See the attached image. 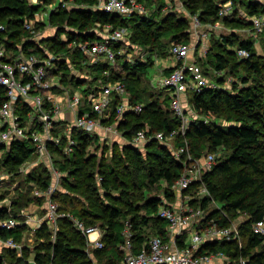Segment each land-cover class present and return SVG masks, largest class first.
Instances as JSON below:
<instances>
[{
  "label": "clouds",
  "instance_id": "clouds-1",
  "mask_svg": "<svg viewBox=\"0 0 264 264\" xmlns=\"http://www.w3.org/2000/svg\"><path fill=\"white\" fill-rule=\"evenodd\" d=\"M29 2H37L41 5L42 9L52 8L54 4L45 5V0H29ZM161 3V0H142L138 3L137 0H62L61 6L56 9L60 16L57 17L55 23H47L46 27L42 31H32L31 34L39 40L41 35L52 34L56 31V28L63 24L64 31L59 38L61 40H68L70 28H75L74 25L69 24L67 19H62V16H73L72 8H86L91 9L90 13L85 16L90 17L92 23L87 27L94 29L100 33L101 36L105 37L103 40H97L94 48H90L87 45L91 41H83L79 38L75 39L71 44L68 45L65 56L70 62L67 65V71L70 74L76 76L85 75L87 77L86 90L76 85L75 81L69 80L65 84H60L56 91L40 92L35 97L28 94V88L31 85L21 87L17 80L9 75V80L12 81V91L10 93L11 99L0 108V114H3V118L0 119V123L4 120L8 121V129L3 133H0V139L11 140L13 133L15 136H24L26 133L24 129L18 128L13 120L15 119L13 101L16 98L17 93L23 95L25 100H28L32 104V110L27 117L25 128L34 127L35 123L33 117H36V121H42V130L34 131L32 133L35 136V148L36 152L30 158L32 163L22 165L23 171H28L33 163H41L42 166L46 165L49 173L52 175L53 184L47 189L41 190L37 186L33 190L34 195L42 196L43 202L40 204L32 203L27 208H22V211H36L37 208H48L49 213L51 212L50 202L48 197L52 193L53 188L60 189L62 192H67L66 187H61L60 183H57L58 177L61 175H67V171L75 165L68 163L69 160L79 161L82 163V157L79 156L78 150L80 145L73 138L74 133L72 131L73 126H76L77 131L82 130L83 133L88 134V151H97L96 159L90 164L84 166L81 171L73 176L72 182L80 185L79 191L76 195L80 196V201H73L71 204L67 203V200L71 197H66L62 207L67 209L66 212L57 213L56 215L67 214L72 216V210L76 209H90L93 211L99 210L97 203H94V195L89 191L85 190V177L89 170L95 174L94 179L90 182L95 185L100 184L102 176L97 171V166L103 164L104 173H107V169L116 167L118 174L121 170L122 163H134L129 157L128 153L124 149V145H134L141 151V157L146 162L147 150L144 148V144L150 141L153 136L157 137L159 143L168 144L172 149V154L176 159H180V154L185 153L187 158H191L194 163L192 168L189 169L187 165L180 172L179 179H175L172 185L177 192L181 187L188 184L190 179L199 178L204 170L211 169L212 164L215 163V157L219 153L211 147V140L206 136H191L185 137V129L189 128L188 122L190 120L210 121L213 119H223L224 116L230 115L227 107L221 104L219 109H208L205 111L204 107H194L192 101V93L198 89L200 85L213 86L215 84L216 77L225 76V82L223 87L228 88L230 91H239V88H232V80L236 79L239 84L238 76L236 74L229 75L228 70L231 64L226 65L223 70H217L215 68V58L207 53V49L212 46L214 47L213 41L220 39V31L227 32L229 29L227 25L223 23H200L198 15L189 10L186 4L197 5L201 7H208L209 5L203 3V0H163L165 5L164 12L173 10L175 8L179 14L188 17L190 22L189 33L190 35L186 38L187 43L177 42L164 38H155V33L152 30L141 32L140 30L133 27L134 20L130 16L133 11L144 12L145 14L160 15L162 13H156L153 11V6ZM212 4H220L221 0H210ZM248 0H227V3L221 5L218 13V17H223L228 13L232 12L233 8L237 9L236 15L243 18L245 21L251 19L254 23L247 28L237 29L240 33L241 39H251L254 41L255 46L260 50L264 51V0H259L260 7L257 8L253 15H249L253 9L247 7ZM68 9L67 13L64 9ZM97 9L106 10L97 13ZM113 13H119L120 16L116 17L113 22H106L108 18L112 17ZM48 15L46 10H42L37 14L36 19H44ZM85 16H81L82 21ZM123 19L126 26L120 25L119 20ZM27 23L28 28L33 29L31 23ZM2 26V25H0ZM113 29V31H109ZM79 31V28H75ZM197 32L200 35H197ZM151 33V34H150ZM113 38L112 42L116 40H122L124 43L118 49L107 47L109 43L108 37ZM197 39L201 40L199 45V51L194 50V45ZM132 44L133 47L129 49L127 46ZM80 48L82 51L79 54H74L73 49ZM151 49V51H149ZM44 51L49 57L55 55V52L49 51L48 46H44ZM119 52L120 59H116L115 56ZM0 54H3L2 46H0ZM88 59H84V56ZM250 52L246 51L242 47L236 48V57L249 56ZM20 57H24V53H20ZM24 59H28L24 57ZM41 59L39 56H32L31 61ZM124 60L128 61L127 70L121 67ZM137 60H143L144 62L151 64L155 62L152 68L153 75L151 78H145L144 72H136L134 67ZM93 61L104 62L111 66L106 71L97 73L96 66L93 65ZM47 63V62H46ZM175 66L174 70L170 75L164 73L165 66ZM21 71L24 70L23 65H20ZM48 67H52L48 63ZM190 67L192 74L195 79L189 81L187 77H184V68ZM3 70L9 74L12 72L11 65H5ZM29 72H33L31 68ZM131 72H136L140 76L138 82L139 88L130 89L128 85L135 79L129 75ZM119 73V78H116V74ZM36 79L34 81L37 88H46L48 85L58 83L59 77L46 78L41 81V76H46L44 67H41L33 72ZM96 77L93 80V77ZM184 78V82H181V78ZM4 78L0 74V81ZM253 81H249L252 83ZM174 85V89L165 88V84ZM135 92V95H133ZM152 95L149 96L148 93ZM171 93V96H169ZM150 100L157 102L158 110L155 116L150 110L146 111L144 105L148 104ZM47 101L48 106L41 107ZM96 110L93 116L88 117L87 113ZM126 109H134L135 112L140 113L143 119V127H134L132 123L127 124V129L130 132L127 135L124 133L127 129L125 127H118L121 120L127 121L128 118L124 116ZM168 109H174V111H167ZM187 109V113L183 112ZM84 112L83 118L78 117L77 113L80 111ZM115 110V111H114ZM60 121L59 124L53 125L51 120ZM103 121V122H102ZM169 124L172 128L171 132H165L161 127V122ZM179 121L177 125L176 122ZM239 123L240 121H233ZM208 128H213L211 124L207 125ZM177 133L180 135L177 136ZM66 137L64 141H61V137ZM46 140H55L56 145L63 150L62 154L57 155L56 151L49 149L45 145ZM116 140L119 143L113 146V141ZM207 141L208 147L204 151L199 152V162L195 163L197 156L196 153L199 151V145ZM75 145V147H72ZM99 145V148L97 147ZM107 145V151L104 153L102 150ZM55 147V146H54ZM85 155L87 153H84ZM3 153L0 152V157ZM113 155L116 159H113ZM103 157V159H102ZM121 158L123 160L121 161ZM39 172V169H37ZM47 174V173H46ZM11 173L7 168L0 169V179L7 180ZM18 179H23V176ZM132 179H137L135 173L132 175ZM141 183H143V176L139 177ZM131 182V181H130ZM27 184L25 183L22 191H27ZM150 190L155 188L165 205H172V208L161 207V215L168 217L171 223L168 225V231L164 235L158 236L157 233L160 231L159 228L152 221L145 226L146 231L144 232L143 244L140 246L141 250L138 255L132 254V248L136 245L128 239L133 233L130 231L131 225L128 224L127 219L121 215L120 219L123 220V243L119 244V248L124 250L123 259L127 264H133L136 261L137 264H156L153 259L154 256L159 254V258L168 260L169 264H199L198 261L190 259L192 249L184 247H178L177 241L173 239L176 233H180L179 239L182 241L185 237L189 244L193 248L198 247L200 242L205 239H210L213 236H227L230 228L236 229L237 224L243 216L247 213H241L239 217L229 227L218 228L213 225L211 228L207 225L203 226V231L197 228L200 224L201 217L206 214L208 209L201 210L199 206H188L186 203H181L177 206V203L164 196L163 190L156 185H149ZM106 190H115L119 194V190L115 185L101 186L98 188L101 194V202H103V192ZM201 193L209 192L208 187L201 184ZM192 194L190 193L189 196ZM87 197V199H85ZM25 199V197H21ZM135 201L136 199H142L141 194L136 191L130 193L129 196L125 197ZM181 200L186 198L181 197ZM60 205V201L52 202V206ZM215 205L213 199L212 205ZM123 209V205H121ZM185 209L189 212L186 217L181 216V212ZM44 217L37 213V216H33L30 223H33V227L39 225L40 220ZM76 219V217H72ZM60 225L56 221L55 216H51V229L52 239L55 240L57 237L55 232ZM76 228L81 229V235L76 237V242L85 248L88 252V257L91 258L92 264H121L119 260L113 261L111 257L104 255H97L94 249H105L114 248L115 245L109 241V238L105 235L106 232L110 231L104 221L92 222L90 218H81L76 220ZM182 229H187V232H181ZM139 231V229H137ZM256 231L264 233V226L257 228ZM236 239L239 241L240 248L244 247V239L240 236L239 231L235 232ZM148 237H151L150 239ZM165 240L167 242H165ZM26 242V241H22ZM11 241L0 242V255H3L2 244H11ZM143 245H151L155 251L150 255L145 254L143 251ZM19 249L20 244L15 245ZM17 257L23 256L24 253L17 251L15 254ZM32 255H35V250H32ZM239 264H245L246 257L238 256ZM3 264H8L7 261ZM18 264H24L21 260ZM32 264H36L35 261ZM46 264H55V259L46 260Z\"/></svg>",
  "mask_w": 264,
  "mask_h": 264
},
{
  "label": "trees",
  "instance_id": "trees-1",
  "mask_svg": "<svg viewBox=\"0 0 264 264\" xmlns=\"http://www.w3.org/2000/svg\"><path fill=\"white\" fill-rule=\"evenodd\" d=\"M52 1L45 0V5ZM137 1L139 3L142 2V0ZM225 1L227 0H221V3ZM61 2L62 0L57 1L55 10L49 11L47 21L44 22L43 20L36 21L34 18L36 13L42 8L39 3L31 4L29 0H0V24L6 28L3 38L5 37L8 43L16 47V49L17 46L22 47V50L26 54L46 57L47 54L43 49L47 45L49 51L55 52V56H59L60 58L49 73L51 75H58L60 81L64 84L69 80H73L79 86L86 84L87 78L74 77V75L72 76L67 71V65L74 61L66 58L65 53L68 45L77 38L83 41H91L89 44L102 40L99 33L87 27L92 23V20L90 17L85 16V14L90 13L92 10L74 7L71 10L74 14L73 16L61 17L62 19H67L69 24L74 25L75 28H79V31H76L75 28L67 30L69 32L68 40H61L59 38L66 31L63 24H60L56 28L55 35L41 39L39 42L35 40L31 32L24 28L25 21L32 22L34 31H42L49 22L55 23L57 17L60 16L56 9L61 6ZM203 3L209 6L201 7L199 4L195 6L186 4V7L198 15L200 23L220 22L227 25L229 29L227 33L220 34V39L213 41L214 47L210 46L207 49V53H210L215 58V68L223 70L226 65L231 64L228 71H238L243 67V70L251 72L258 77V80L264 82V51L262 54H258L255 50L254 41L251 39H241L240 33L237 31V29L250 27L248 19L245 21L243 18L238 17L236 15L238 10L235 8H233L229 15L217 18L219 4H212L210 0H203ZM164 7L163 0H161V3L153 6V10L156 8V11L161 12L164 10ZM247 7L253 9L249 13L251 16L260 7L259 1L248 0ZM67 11L68 9L65 8L64 12L67 13ZM96 11L97 13L101 12L99 10ZM81 16H85L82 21L80 20ZM158 16L134 13L131 15L134 20L133 27L141 32L152 30L155 33V38L167 37L178 43H187L186 39H182L190 35V22L187 16L178 17L173 10L163 13L161 18H158ZM116 17L119 16L112 15L106 22H113ZM119 24L126 26L123 19L119 20ZM123 43L121 41L113 43L111 47L118 49ZM127 47L131 49L133 45L129 44ZM237 47L248 50L250 52L249 57L234 59ZM81 51L78 47L73 49L74 54H79ZM120 55L117 52L115 58L120 59ZM153 63L154 61L148 64L137 60L134 67L136 68V72H144ZM127 65L128 61L124 60L121 67L127 70ZM92 66H96L97 73L106 71L111 67L107 61L97 62L89 67ZM170 71L171 68L169 69ZM136 72L129 73L130 76L135 77L128 85L130 89L139 88L138 82L141 78ZM119 75L117 73L116 78H119ZM95 78L94 76L93 80ZM220 79H222V76L217 78L218 82H221ZM249 81L250 78L247 73L241 77V82H244V84H247ZM253 84L254 86L252 87L240 88L237 93L224 90L220 86L204 87L201 92H193L192 101L194 107H204L205 111H207L208 109H219L221 104H223L227 107V110H230V115L225 117L227 122H240L228 125L225 130L216 126L211 120H190L185 137L206 136L211 140V147L214 150L217 152L222 151L216 157V163L212 170L205 173L201 180L208 187L212 195L201 198L196 197L190 202L193 206H200L202 210L208 209L203 223L205 224L206 221L213 220L218 226H229L232 221L237 219L238 215L247 213V219L240 220L238 225L240 236L244 239L243 248H240L237 239H216L205 241L195 254H216L222 252L230 259H237L238 256L242 255L246 257L248 264H264V234L256 233L253 229L256 221L264 220V136L262 129L257 126V123H263L264 127V105L262 102L264 98V86L259 85V83L257 84V82V85ZM232 87L236 89L237 85L233 83ZM133 95H135V92H133ZM148 95L151 96L152 93L149 92ZM144 109L146 111L150 110L155 116L158 110L157 102L150 100L148 104L144 105ZM167 111L171 112L169 109ZM124 116L128 120H121L118 127H125L127 129L128 123H132L134 127H143V119L140 113L127 110L124 112ZM176 124L178 125L179 121ZM208 124H211L213 128H208ZM160 127L165 132L172 131L171 126L163 121ZM72 131L74 133L73 138L80 145L77 154L82 157V163L69 160L68 163L75 166L67 171V175H61L60 177L61 187H66L68 191L62 192L59 189L53 195L55 201H60V205H58L59 213L67 211V209L62 207L64 203L63 198L71 197L67 200L68 204H71L73 201H80V196L76 195L80 189V185L73 183L71 178L76 176L84 166L90 165L97 156L96 150L93 152L88 151V134L74 129ZM129 132L130 129H127L122 134L127 135ZM117 144L118 142H114L113 146ZM97 147L99 148V145ZM206 147H208L207 141L199 145V151L196 153L197 158H200L199 152L204 151ZM144 148L147 150L146 162L142 159L139 148L133 145H124L125 151L134 163H122L119 174L116 167L107 169V173L105 174L103 164L98 165L97 171L102 176L99 185L90 183L96 173L89 170L85 177V190H90V193L94 195V203H97L99 210L93 211L87 208L72 210V216L78 219L83 217L90 218L92 222H105L106 227L110 230L105 235L115 247L94 249L93 251L97 255L111 257L113 261H120L124 253L119 248V244L123 243L124 229L123 220L120 219L121 215L131 225L130 231L133 233L131 241L136 245L133 248L134 253L141 250L140 246L143 244L145 238V226L149 224V221H152L159 228L158 236L167 233L168 222L158 216V211L162 205L170 208L172 205H165L161 195L158 193L148 195L147 193L152 190H150L149 185L160 187V184L165 183V187H163L164 196L173 201L177 200V192L171 187L182 171L181 159H176L169 145L159 143L156 138H151L150 141H147ZM51 149L56 151L57 155L62 154L57 149ZM33 150L34 148L28 140L12 141L9 148L0 157V169L7 168L9 172L17 171L25 162L31 160ZM102 151L106 153L107 145L104 146ZM84 153L87 154L85 155ZM113 159H116L115 155H113ZM122 160L123 158H121ZM39 167L41 168V166ZM41 169L42 171L37 173V175L39 174L38 178L43 173H47L46 175L50 176L49 171L45 167L42 166ZM133 173H135L137 179H132ZM141 176H143V183L139 180ZM27 178L35 182L38 181L42 186L40 188L42 190L46 189L51 183L50 179H36L32 175H28ZM108 185H115L119 190V194L115 190H106L102 194L104 198L103 202L99 203L101 202V194L98 188ZM197 185L191 187L189 193H195L201 182ZM136 191L141 194L142 199L133 201L125 198L130 193ZM22 196L25 197L26 192L18 194V199H22ZM213 199L219 207L210 209ZM24 205L20 201H11V204L8 206H0V218L16 216V209ZM121 205H123V209ZM57 222L60 227L56 230L55 235L57 238L55 240L52 239L51 230L45 223L36 229V236L40 241L35 249V255L32 256L33 259L38 263L54 258L55 264H92L87 250L76 242L75 238L79 237L81 233L73 226L69 218L63 216L58 218ZM25 226L22 224L11 230L0 231V239L13 238L17 242L20 241L26 228ZM25 249L23 245V251ZM5 250L3 249L4 254L0 256V264H3L2 261L5 256H7L8 264H18L21 260L24 261V264H28V258L17 257L12 249ZM24 255L29 257L32 254L24 252Z\"/></svg>",
  "mask_w": 264,
  "mask_h": 264
},
{
  "label": "built area",
  "instance_id": "built-area-1",
  "mask_svg": "<svg viewBox=\"0 0 264 264\" xmlns=\"http://www.w3.org/2000/svg\"><path fill=\"white\" fill-rule=\"evenodd\" d=\"M126 2H127V0H126ZM225 3H227V1L220 3L219 4V9H220L221 5H223ZM31 4H37V2H33ZM100 11L101 12L102 11L106 12V10H100ZM134 13H143V14H145L144 12L133 11V12L130 13V16L132 14H134ZM218 13H219V10H218ZM113 15L120 16L119 13H113ZM227 15H229V13ZM227 15H225V16H227ZM35 20L38 21L36 18H35ZM248 21L250 23V26L254 23V21L251 20V19H248ZM27 22L32 24V22H30V21H27ZM0 25H2V24H0ZM24 28L27 31H29V32L34 31V29L30 30L28 28L26 21L24 22ZM5 31H6L5 26L4 25L0 26V46H2V49H3V54H0V74H2V76L4 78L3 81H0V108H2L3 105L6 104L11 99L10 93L12 91V81L8 79L9 75H11V77L15 78L17 80L18 84L21 87L31 85V87L28 88V94L30 96L35 97L40 92L56 91L58 89L59 85L63 84V83L60 81V77L58 75H51L49 73V71L52 70L55 67L56 62L60 59L59 56L56 57L55 55H53L52 57H49L48 54H47L46 57H41V59H39V60L30 62V58L32 56H37V55L26 54L22 50V47H20V46H17V49H16V47L11 46L10 43H8V41L5 39V37L3 38V33ZM109 31L111 32V31H113V29H109ZM103 39H105V37L102 36V40ZM112 40H113V38L111 36H109L108 37L109 43L106 45L107 47H111V44H113ZM120 41L123 42L122 40H116L115 43H118ZM87 46L90 47V48H94L95 42L92 43V44H88ZM246 51H248V50H246ZM21 52H23L24 53V57H27L28 59H24V57H20V53ZM247 57H249V56H247ZM247 57H241L240 59L247 58ZM48 63H50L52 65V67H48ZM93 63H97V61H93ZM5 65H11L12 66L11 74H9L7 71L3 70ZM20 65H23V67H24L23 71H21ZM41 67H44L45 73H46V76H41L40 77L41 81L45 80L46 78L59 77V82L51 84V85H48L46 88H37V86L34 83L36 77L33 74V72L35 70L41 68ZM174 67L175 66L171 67V71L167 75L171 74V72L174 70ZM29 68H31L33 70V72H29L28 71ZM183 72H184V77H187V79L189 81H192V80L195 79V76H194V74H192V70H191L190 67H185ZM181 82L182 83L184 82V78L183 77L181 78ZM79 87L86 90V84L79 85ZM164 87L165 88H169V89H174V85H172L170 83L169 84H165ZM204 87H210V86L202 84V85H200V87L198 89L194 90L193 92H201ZM213 87H214V85H213ZM169 96H171V93H169ZM48 103H51V101H47L45 104H42L41 107H45L46 108L48 106ZM13 108H14V115H15V119L13 120V123H15L18 128L24 129L26 134L24 136H19L18 137V136H15V133H13V138L11 140L0 139V152L3 153L5 150H7L9 148V146H10L12 141H26V140H28L32 144V146L34 148V150H33V153H34V152H36V148L34 146V144H35V136H33L32 133L34 131H41L43 122L42 121H36V117H33V121L36 122L35 126L34 127L25 128V123L27 121V117H28L29 113L32 110V104L28 100H25L23 98V95L20 94V93H17L16 98L13 101ZM127 110L135 112L134 109H126L125 111H127ZM169 110L170 111H174V109H169ZM95 111L96 110L94 109L93 112L87 113V116L88 117L93 116ZM183 112L186 114L187 113V109H184ZM77 115H78V117L83 118V116L85 114L81 110L80 112L77 113ZM2 118H3V114H0V119H2ZM49 119L51 120L53 125H57V124L60 123L57 120H52L51 117H49ZM189 122H188V124H189ZM8 127H9L8 121L4 120L3 123H0V133H3L4 131H7ZM73 129L77 130L76 126H73ZM186 130L187 129H185L184 136H185ZM80 131H82V130H80ZM178 135H179V133H177V136ZM152 138H156L157 139V137H155V136H153ZM65 139H66V137H63V136L61 137V141H64ZM45 145L49 149L53 148V149L59 150L60 153L63 152V150L61 148H59L58 145H56V141L55 140H46L45 141ZM72 147H75V145H72ZM180 157H181L180 159H181V162H182V169L185 167V165H187L189 167V169H191L194 161L191 158H187L185 156V153H181ZM199 159L200 158H197L195 163H198ZM215 163H216V157H215ZM215 163L212 164L211 169L204 170L199 178L190 179L186 186L180 188L179 192H177L173 186L171 187L174 191L177 192V199H180L181 197L186 198L184 200H181V203H186L188 206L191 207V206H193V205L190 204L192 199H195L196 197L197 198H201V197L209 196V194H207V193H201V191H200L201 185L199 187H197L196 192L193 193L191 196H189V194H190L189 190L191 189V187L197 185L199 182H201V184H202V181H201L202 180V176L205 173L211 171L213 166L215 165ZM47 170H48V168H47ZM179 177H180V175H179ZM179 177L177 179H179ZM58 178L60 179V177H58ZM52 184H53V182L51 181V183H50V185L48 187H50ZM58 190L59 189H57V188H53L52 189V193L48 197L49 202H50L51 212L49 213V209L46 208V212H45V214L43 216L44 218L40 220L41 225L45 223L49 227V229L51 230V233H52L51 216H55L56 221L60 217H63V216L68 217L69 220L72 222L74 227H75V224H76V220H78V218L73 219L72 217H74V216H69L67 214L56 215L57 213H59L58 212V205L52 206V202H55V199L53 198V195ZM161 207H160V209L158 211V216L160 218L166 220L168 222V225H169L171 223V221L169 220L168 217H165V216L161 215ZM164 207H168V206H164ZM168 208H170V207H168ZM200 209H201V207H200ZM21 214L16 215L14 217H9V218H0V231L11 230V229H14L15 227H18V226L22 225V224L29 223L28 220H31V219H27V220H25L22 223L20 217H23L24 214L22 212H21ZM180 214H181L182 217H186V216L189 215V212L187 211V209H185ZM204 221H205V215L201 217L200 224L197 225V228L200 229L201 232L203 231V226L204 225H207V227H209V228H211L213 225L217 226L218 228H223V227H229L230 228L231 224L233 223V221H232L229 226H218L213 220L206 221L205 224L203 223ZM168 225H167V231H168ZM262 226H264V220H259V221H256L254 223L253 229H254V231L256 233L264 234V233H262L260 231H256L257 228H261ZM76 229L81 233V229L80 228H76ZM236 231H239V234H240V230H239V226L238 225H237L236 229H231L230 228V231H229L227 236H213L210 239L202 240L200 242L199 246L195 247V248H193V246L191 244H189L188 242L186 243V241H187L186 239H183L181 241L179 239L180 233H176L175 236L173 237V239H175L177 241V246L178 247H181V248L187 247V248L192 249L191 255H190V259L198 261L199 264H213V260L216 259V258L221 260L220 264H239L238 258L237 259H230V258L226 257L222 252H218L216 254H201V255L200 254H195L197 252V250L199 249V247L205 241H213V240H216V239L235 240L236 239V236H235V232ZM181 232H187V229H182ZM55 234H56V232H55ZM131 237H132V235L128 237V239L130 241H131ZM148 238L150 239L151 237H148ZM3 241H11L12 242L11 244H4L6 246V248H8V249L17 250V251H22L23 250V245L20 244V243H17L13 238H8V239H5V240L0 239V242H3ZM165 242H167V241L165 240ZM16 244H20L19 249H17V247L15 246ZM122 251H124V250L122 249ZM131 251H132V254H135V255H138L139 252H140L139 251L137 253H134L133 252V248H132ZM143 251L145 252V254L151 256V254L155 251V249L151 245H144L143 246ZM153 259L156 261V264H169L168 260L160 259L159 258V254L154 256ZM33 261H35V260H31V261L28 260L29 264H32ZM35 262H36V264H46V261L41 262V263H38L37 261H35ZM120 262H121V264H127V262L123 258L120 260ZM133 264H137V262L133 261ZM245 264H248L247 259L245 261Z\"/></svg>",
  "mask_w": 264,
  "mask_h": 264
},
{
  "label": "rangeland",
  "instance_id": "rangeland-1",
  "mask_svg": "<svg viewBox=\"0 0 264 264\" xmlns=\"http://www.w3.org/2000/svg\"><path fill=\"white\" fill-rule=\"evenodd\" d=\"M57 1H59V0H53L52 2H51V4H54L55 6L54 7H52V8H45V9H40V11L39 12H37L36 13V15H35V17L34 18H36V16H37V14L38 13H40L42 10H46L47 12H48V15L44 18V19H41V20H43L44 22L45 21H47V18H48V16H49V11H53V10H55V8H56V3H57ZM259 1V0H258ZM31 3H33V2H31ZM50 4V3H49ZM156 9V8H155ZM153 10V11H156V10ZM164 9V8H163ZM173 11H175L176 12V15L178 16V17H185V15H182V14H179L178 13V11H176L175 10V8H173ZM156 13H162V14H160L159 16H158V18H161L162 16H163V13H165L164 11H161V12H158V11H156ZM167 13V12H166ZM156 16V15H155ZM39 21V20H38ZM190 26L191 25H189V28H190ZM229 31V30H228ZM227 31V32H228ZM222 32H224V33H227V32H225V31H222ZM221 32V33H222ZM220 33V34H221ZM49 35H54L53 33L52 34H46V35H41L39 38H41V37H44V36H49ZM261 47H263V45H261ZM194 50L195 51H199V46L197 47V46H195L194 45ZM255 50H256V52L258 53V54H262L263 53V51L262 50H260L259 48H257L256 46H255ZM152 68L153 67H149L148 69H147V71L145 72V77L146 78H151V76L153 75V72H152ZM243 67H241V69L240 70H238V71H228V74L229 75H234V74H236L237 76H238V80H239V84L237 83V80L236 79H233L232 80V85H233V83H235L236 85H237V88H245V87H252V86H254V84L253 83H255V85H257L258 83H259V85H262V86H264V82H262V81H260V80H258V77H256L254 74H252L251 72H246V70H243L242 69ZM248 74V76H249V78H250V81H252L253 80V82L252 83H247V84H244V82H241V77L242 76H245V74ZM249 73H251V74H249ZM85 76V75H84ZM217 78L218 77H216V80H215V84H214V86H220V87H223V84H224V82H225V79H226V77L225 76H222V79H220V81L221 82H218V80H217ZM221 78V77H220ZM234 81H236V82H234ZM260 81V82H259ZM256 82H257V84H256ZM233 88V87H232ZM223 89L224 90H228V91H230L228 88H225V87H223ZM233 89H235V88H233ZM230 92H235V93H237L238 91H230ZM262 102H263V105H264V98H263V100H262ZM228 112L230 113V110H228ZM226 116H224L223 117V119H213V120H211L216 126H218V127H221L222 129H225L226 130V128L228 127V125H230V124H233L234 122H227V120H226V118H225ZM257 126L260 128V129H262V132H263V136H264V127H263V123H257ZM114 142H118V141H116V140H114ZM113 142V143H114ZM119 143V142H118ZM93 151H95V150H93ZM93 151H91V152H93ZM97 152V151H96ZM219 153V155L222 153V151H219L218 152ZM219 155H217V156H219ZM216 156V157H217ZM28 163H32V161L31 160H29V161H27V162H25L23 165H26V164H28ZM39 166H41V168H42V162L41 163H39V164H37V163H33L32 164V167L28 170V171H23V169H22V167H20V168H18L17 169V171L15 170V172H10L11 173V175L9 176V178L7 179V180H2V179H0V206H2V205H4V206H8V205H10L11 204V201H20V203H22V204H25L24 206H21V207H19V208H17L16 209V215H19V214H21V212L24 214V216L23 217H20V219H21V221H22V223L25 221V220H27V219H31L33 216H37V213H39L41 216H44V214H45V212H46V208H37V210L36 211H22L21 209L22 208H27V207H29L32 203H36L37 205L38 204H40V203H42L43 202V200H44V198L42 197V196H38V195H34L33 194V190L38 186L39 187V189L42 187L41 186V184L40 183H38V181L37 182H35L34 180H32V179H30V178H27L28 177V175H32L34 178H38V175H37V173H39V172H41L42 171V169L39 167ZM38 167V168H37ZM43 167H45L46 169H47V167H46V165H43ZM2 169H4V168H2ZM37 169H39V172L37 171ZM8 170V169H7ZM50 174V173H49ZM21 176H23V179H18L19 177H21ZM50 177V178H49ZM61 177V176H60ZM50 179L51 181H52V175L50 174V176L49 175H46L45 173H43V175L42 176H39V178L38 179ZM59 181V182H58ZM53 182V181H52ZM56 182H58V183H60V179L58 178L57 179V181ZM25 183L27 184V191H22V189H23V187H24V185H25ZM159 187V186H158ZM163 187H165V183H162V185L160 184V189H162L163 190ZM42 190V189H41ZM23 192H26V196H25V199H18V194H21V193H23ZM156 193H158L157 192V190L155 189V188H153L149 193H147L148 195H154V194H156ZM39 197V198H38ZM30 200V201H29ZM212 205V204H211ZM210 205V209L212 208V209H215V208H217V207H219V205H217L216 203H215V205L214 206H211ZM22 215V214H21ZM240 215H238V217H239ZM245 219H247V216L245 215V216H243V218L242 219H240V220H245ZM236 220V219H235ZM234 220V221H235ZM28 221H30V220H28ZM233 221V222H234ZM240 222V221H239ZM24 225H26L25 227V230L23 231V236L20 238V241H16L17 243H20V244H22V245H24V247L26 248L24 251L22 250L21 252H26V253H31L32 254V250L34 249H36V247H37V245H38V243H39V238L36 236V229H38L39 228V226L41 225V222L39 223V225H37V226H35V227H33V223H26V224H24ZM237 225H239V223L237 224ZM22 241H26V242H23L22 243ZM6 250H8V249H6ZM5 250V251H6ZM15 253L17 252V250H13ZM1 256V255H0ZM32 256L33 255H30L29 257H26L25 255H23V256H20L21 258L22 257H25V258H28L30 261L31 260H33V258H32ZM5 261H7V256H5L4 257V259H3V261L2 262H5ZM28 264H29V262H28Z\"/></svg>",
  "mask_w": 264,
  "mask_h": 264
},
{
  "label": "crops",
  "instance_id": "crops-1",
  "mask_svg": "<svg viewBox=\"0 0 264 264\" xmlns=\"http://www.w3.org/2000/svg\"><path fill=\"white\" fill-rule=\"evenodd\" d=\"M258 1V0H257ZM86 9V8H85ZM97 10H99L100 11V9H97ZM220 23V22H219ZM219 23H217V24H219ZM96 31V30H95ZM97 33H99L98 31H96ZM222 31H220V33H221ZM222 33H224V32H222ZM221 33V34H222ZM54 35H55V32L53 33ZM99 35H100V33H99ZM197 35L199 36L200 35V33L199 32H197ZM51 36H53V35H49V36H44V37H41V38H39V40H37L36 38H35V40L36 41H40L41 39H44V38H47V37H51ZM102 37V36H101ZM200 43H201V40L200 39H197V41H196V43H195V46H197L198 47V45H200ZM44 50V49H43ZM46 53V52H45ZM47 54V53H46ZM85 59H88L87 57H86V55H85ZM141 61H143V60H141ZM93 64H96V63H93ZM154 64H155V62L152 64V65H150V66H148L145 70H144V73L147 71V69L149 68V67H154ZM90 66V65H89ZM174 66V65H173ZM172 66H165V68H164V73L167 75L168 73H169V69L171 68ZM72 76L74 75V77H80V78H85L86 76H84V75H80V76H76L75 74H71ZM87 78V77H86ZM146 78V77H145ZM64 84V83H63ZM60 122V121H59ZM114 142V141H113ZM177 199V198H176ZM176 203H177V206H179L180 204H181V199H177L176 201H175ZM184 239H186L187 240V238L185 237ZM188 241H186V243H187ZM2 247H3V249H8V248H6V246L4 245V244H2ZM33 258V257H32ZM29 260V259H28ZM34 260V259H33ZM221 263V260L220 259H214L213 260V264H220Z\"/></svg>",
  "mask_w": 264,
  "mask_h": 264
}]
</instances>
